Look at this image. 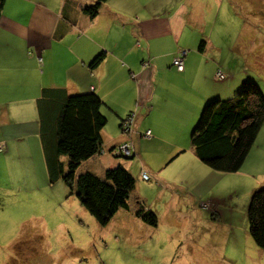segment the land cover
Listing matches in <instances>:
<instances>
[{
	"label": "crops",
	"instance_id": "0c3cea01",
	"mask_svg": "<svg viewBox=\"0 0 264 264\" xmlns=\"http://www.w3.org/2000/svg\"><path fill=\"white\" fill-rule=\"evenodd\" d=\"M93 1L4 0L0 122L12 118L16 127L12 138L20 142L26 135L23 123H28L20 107L35 105L29 128L31 132L38 129L39 136L37 104L45 87H62L67 93L94 91L102 99L107 121L101 131L102 152L86 161L91 171L103 175L114 165L104 154L127 138L120 124L134 113L130 137L135 155L116 163L133 175L142 177L145 172L151 180L186 193L193 203L208 202L206 209L211 213H233L232 207H221L225 194L218 189L219 183L248 174L245 168L254 152L264 148V122L243 167L234 173L200 160L190 136L206 101L231 98L240 88L246 75L235 65L240 45L238 52L229 46L226 54L219 48L224 38L220 41L213 35L217 20L205 21L196 0H105L90 16L83 6ZM178 48L188 50L182 70L172 64ZM98 53L101 60L90 66ZM218 68L224 77H216ZM148 128L151 137L143 134ZM2 140L0 153L14 155L11 140ZM257 181L264 185V175ZM255 187L246 188L248 199ZM136 194L144 199L148 193L137 186Z\"/></svg>",
	"mask_w": 264,
	"mask_h": 264
},
{
	"label": "rangeland",
	"instance_id": "374dc122",
	"mask_svg": "<svg viewBox=\"0 0 264 264\" xmlns=\"http://www.w3.org/2000/svg\"><path fill=\"white\" fill-rule=\"evenodd\" d=\"M196 1L205 21L217 20L213 35L224 38L219 48L226 54L229 46L238 52L240 45L236 67L247 75L244 80H254L264 90V0ZM20 108L28 121L22 141L12 138V118L0 122V150L5 137L17 151L0 153V264H264V249L248 231L246 192L261 184L257 178L264 175V148L254 152L245 168L248 174L219 183L226 196L221 207H232L233 213H211L208 202L193 203L186 193L134 174L128 207L100 224L81 204L74 186L61 177L49 180L38 129L29 128L36 106ZM107 151L104 156L112 166L134 157ZM83 170H90L87 162L75 177ZM137 186L148 193L146 203L136 194ZM141 206L155 212V223L136 214Z\"/></svg>",
	"mask_w": 264,
	"mask_h": 264
},
{
	"label": "trees",
	"instance_id": "16d2710c",
	"mask_svg": "<svg viewBox=\"0 0 264 264\" xmlns=\"http://www.w3.org/2000/svg\"><path fill=\"white\" fill-rule=\"evenodd\" d=\"M104 2L94 0L84 5L83 10L94 16ZM3 4L4 0H0V15ZM176 53L172 64L182 70L184 58L182 69L173 63ZM101 58L102 54L98 53L89 65H96ZM38 100L40 140L49 180L53 182L61 177L71 188L74 186L81 204L98 223L106 224L120 207H128L135 178L119 163L107 167L103 175L83 170L75 177L82 163L103 150L101 131L107 117L101 111V97L94 91L67 93L62 87H45ZM126 117L121 121V130ZM263 122L264 92L254 80H244L233 97L213 98L204 103L191 131V145L199 159L212 168L238 172ZM136 214L150 223L156 222V214L149 207H139ZM247 221L255 244L264 249V185L255 187L250 194Z\"/></svg>",
	"mask_w": 264,
	"mask_h": 264
},
{
	"label": "built area",
	"instance_id": "2783aa9c",
	"mask_svg": "<svg viewBox=\"0 0 264 264\" xmlns=\"http://www.w3.org/2000/svg\"><path fill=\"white\" fill-rule=\"evenodd\" d=\"M176 51H177V53L173 57V63H175L179 69H182L183 68V58L186 54V49L185 48H179ZM215 75H216V77H219V78L224 77V73L222 72V70L220 68H218L216 70ZM133 123H134V113H130L129 115H127L126 119L122 123V131L127 135V138L125 140L121 141L120 143L116 144L112 148V151H111L112 154L121 155L124 157H129V156L135 154L134 145H133L132 139L130 137L131 133L134 132ZM144 135L146 137H149L151 135V131L149 129H147L144 132ZM142 177L148 178V175L145 172H143Z\"/></svg>",
	"mask_w": 264,
	"mask_h": 264
}]
</instances>
